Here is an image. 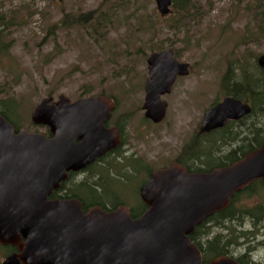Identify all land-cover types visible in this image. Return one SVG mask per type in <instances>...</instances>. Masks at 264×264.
Listing matches in <instances>:
<instances>
[{
	"label": "rangeland",
	"instance_id": "rangeland-1",
	"mask_svg": "<svg viewBox=\"0 0 264 264\" xmlns=\"http://www.w3.org/2000/svg\"><path fill=\"white\" fill-rule=\"evenodd\" d=\"M256 7L249 0H191V13L182 20L173 8L168 17H161L154 0H0L4 17L0 107L1 103L12 106L21 129L48 136V128L31 121L34 107L42 100L58 101L60 96L71 102L99 96L112 99L117 108L109 127H116L114 123L123 116L128 120L118 151L121 158L110 160L114 167L121 166V175L130 174L128 160L137 163L139 173L113 189L123 194L119 201L138 209L139 189L148 180V172L138 164L154 172L178 160L198 133L205 113L227 96L221 86L229 63L237 80L242 70L257 76L254 67L264 55V39L257 36L256 20L264 8ZM85 15L84 24H77ZM169 50L180 63L190 66V75L178 78L172 93L162 98L168 105L166 118L155 125L145 119L143 111L147 59ZM250 124L249 119L230 127L208 137L205 144L212 146L220 137L231 138L243 131L242 138L220 147L219 155L225 156L242 145ZM107 201L113 206L119 202L112 195H107ZM261 204L264 182L253 184L235 203L239 221L225 223L229 234L242 237L238 239L242 246L232 249L233 259L242 258L251 248L253 264H264V246L258 244L264 241V221L254 226L246 215ZM243 233L248 239H243ZM216 234L226 236L228 230L213 228L211 237ZM8 253L0 248V264Z\"/></svg>",
	"mask_w": 264,
	"mask_h": 264
},
{
	"label": "water",
	"instance_id": "water-1",
	"mask_svg": "<svg viewBox=\"0 0 264 264\" xmlns=\"http://www.w3.org/2000/svg\"><path fill=\"white\" fill-rule=\"evenodd\" d=\"M61 2L62 0H51ZM161 17L172 13L173 0H154ZM145 119L158 125L166 118L162 100L178 78L190 75L173 50L147 59ZM264 71V55L257 60ZM115 102L105 96L71 102L42 100L31 114L51 138L16 130L0 115V245L19 254L2 264H203L192 242L197 227L228 209L232 199L257 180H264V145L231 166L211 173L189 174L181 165L151 174L140 189L147 210L131 217L127 207L86 212L78 200L50 201L69 172H79L116 150L117 128H106ZM252 112L250 106L225 98L209 109L200 133L222 129ZM210 264H239L220 257Z\"/></svg>",
	"mask_w": 264,
	"mask_h": 264
},
{
	"label": "trees",
	"instance_id": "trees-1",
	"mask_svg": "<svg viewBox=\"0 0 264 264\" xmlns=\"http://www.w3.org/2000/svg\"><path fill=\"white\" fill-rule=\"evenodd\" d=\"M249 3L257 5L256 8H253L255 10L264 8V0H249ZM190 7L191 0H173L172 8L176 11L179 18H181L182 20H186L189 17L191 13ZM258 13L259 11L257 12V14ZM86 17L87 15L77 19V24L83 25ZM3 21L4 17L0 15V29L3 27ZM256 23V31L258 33L257 36L259 39H264V13H262V15L257 18ZM249 37L250 39H253L254 35L249 33ZM254 68L256 69L257 76H254L252 73L242 70L241 79L237 80L236 72L233 69V64L229 63L226 73L222 78L221 86L227 97L251 104L253 116H255L256 122H252V124L250 125L247 132V138H243L241 140L242 145L237 149L231 150L225 156L219 155L220 147L222 145H228L229 143L237 141L243 131H240L237 134H232L231 138H228L227 136L223 138L220 137L212 146L209 147H202L200 140H197V138L192 139V141L183 148V151L181 152L177 160L182 166L186 167L190 173L192 171L209 172L214 167L230 166L235 162L243 159L248 153L264 145V71L258 67ZM11 109V105L1 103L0 115L3 116L18 131L21 128L20 125L14 121L16 119V115L15 112ZM127 118V116H123L114 123V125L119 129L121 133H123L125 129L126 122L128 120ZM251 136L252 140H250L249 138ZM114 153L119 154L118 151H115ZM203 157L206 158L205 161L202 160ZM130 159L135 160L134 158ZM208 160L214 164V167L209 166ZM128 162L130 161L128 160ZM129 168L131 169V167ZM130 169H128L130 173L129 175H121L117 171H115L116 173H112L109 168L108 171L105 168L102 169L97 173L98 175H96L95 180H93L95 177L91 176L89 180L83 182L79 186L76 197L83 203L84 207L86 208L90 206H98L101 207L104 211H108V206L110 203H108L107 201V195H112L117 200L120 195H123L113 188L115 186L119 187L125 185L126 183H129L131 178H137V176L133 177ZM145 170L148 172L147 178L149 179L148 175L150 176L152 172L146 167ZM145 181L146 180H144L142 183L144 184L148 180L146 182ZM89 183L93 184L92 187H95L93 189L95 196L94 199H92L91 203L87 202V196L85 193L86 190L90 189ZM253 184L255 183L250 184L241 193L237 194L232 199L231 205L228 209L221 213L215 214L213 217L207 219L201 226L196 228L195 233L191 236V240L201 251L203 264H210L214 259L220 257L233 258L230 255L232 253V249L242 246V244L238 243V239L242 238L241 234L239 235V237H234L232 233L229 234L230 229L225 227V223L239 221V217L237 214L240 215V213L236 212V209H234V205L243 193L250 190ZM118 205H125V203L119 201L115 206L112 207H116ZM139 207L138 209L133 208L131 210L133 219L140 217V215L147 209L142 203ZM246 215L251 218L254 226L262 223L264 221V204L258 205L252 210L247 211ZM218 227L220 229L223 228L225 230H228V235L225 236L222 234H216L215 236L211 237V230ZM243 236L245 237L243 239H248L244 233ZM263 245L264 244H262V246ZM0 248L7 250L8 252H12L14 250L11 247H2L1 245ZM251 254V248H248L243 254L242 259L239 258L236 259V261L239 264H253Z\"/></svg>",
	"mask_w": 264,
	"mask_h": 264
},
{
	"label": "flooded vegetation",
	"instance_id": "flooded-vegetation-1",
	"mask_svg": "<svg viewBox=\"0 0 264 264\" xmlns=\"http://www.w3.org/2000/svg\"><path fill=\"white\" fill-rule=\"evenodd\" d=\"M225 98H229V97H225ZM224 98V99H225ZM223 99V100H224ZM222 100V101H223ZM221 101V102H222ZM240 101V100H239ZM221 102H219V103H221ZM243 104H245V105H248V106H250V108L252 109V106H251V104L250 103H248V102H243V101H241ZM218 103H216V104H214L213 105V107L215 106V105H217ZM114 113V112H113ZM112 116H113V114H112ZM112 119V118H111ZM251 120V124H252V122L254 123V122H256V118H255V116H253V110H252V112H251V114L249 115V116H247V117H245V118H243V119H241V120H239V121H230V122H228L227 124H226V126L224 127V128H222V129H218V130H215V131H212V132H209V133H203V134H201L200 133V128H201V126H200V128H199V130H198V133L196 134V136L194 137V138H197V140L199 139L200 140V143H201V145H202V147L203 146H206V141H207V138L208 137H212V136H214L215 134H218V133H222V132H225V131H228L229 129H230V127H233V126H241V125H244L245 123H246V121L247 120ZM111 121V120H110ZM109 121V122H110ZM109 122L106 124V128H108V129H110L111 127H109ZM202 124V123H201ZM250 124V125H251ZM112 128H114V127H112ZM115 128H117V127H115ZM118 129V128H117ZM249 129V128H248ZM119 130V129H118ZM49 131V130H48ZM247 132H248V130H247ZM119 133H120V138H121V144H120V146L116 149V150H114V151H112V152H110L109 154H107V155H105L104 157H102V158H100V159H98L95 163H93L91 166H88L87 168H85L84 170H82V171H79V172H69L68 173V177H67V179L64 181V182H62L61 183V185H60V188L57 190V191H55V192H53V194L50 196V198H49V200L50 201H67V200H78L80 203H81V205H82V209H83V211L84 212H86L87 210H89V209H91V208H94V207H98V206H90V207H84V205H83V203L76 197V193H77V191H78V189H79V186L83 183V182H85V181H87V180H89V178L91 177V176H96V175H98L97 173L98 172H100L101 170H102V167H104L107 171H108V168H109V170H111V172H113V170H115V171H120V169H119V167H121V166H119V167H114L113 166V164H115L114 162H113V160H110V159H112V158H114V157H117L114 161H117L119 158H121L120 156H119V154L118 153H114L115 151L117 152V151H119L120 150V148H121V146H122V144H123V142H122V133L119 131ZM242 136H244V135H241L240 137L242 138ZM48 138H51V135H50V132H49V134H48V136H47ZM239 137V138H240ZM246 138H247V135L245 136ZM250 138V140H252V136L251 137H249ZM207 147V146H206ZM249 154V153H248ZM247 154V155H248ZM205 159L206 158H204L203 157V161H205ZM209 161V160H208ZM126 162H128V161H126ZM130 164H131V169L129 168V166H128V169H130V171H131V173H137V174H135V176H137L139 173L137 172V171H135L137 168L134 166L135 164H137L136 162H134V161H130L129 162ZM174 163H177V164H179V165H181L177 160L174 162ZM173 163V164H174ZM208 163H210V161L208 162ZM139 166H142V169L143 168H145L143 165H141L140 163L138 164ZM172 165V164H171ZM170 165V166H171ZM233 165V164H232ZM169 166V167H170ZM182 166V165H181ZM231 166V165H230ZM168 167V168H169ZM182 167H184V166H182ZM212 167H214V166H212ZM225 167H227V166H225ZM186 170H187V168L186 167H184ZM220 168H224V167H214V168H212L209 172H199V171H192L191 173L188 171V173L189 174H194V173H211L212 171H214V170H216V169H220ZM162 169H165V168H162ZM158 170H161V169H158ZM157 171V170H156ZM155 172V171H154ZM154 172H152V173H154ZM151 173V174H152ZM151 174H150V176H151ZM150 176H149V179H150ZM149 179H148V181H149ZM148 181L146 182V183H148ZM258 182H264V180H257L256 182H253V183H258ZM146 183H144L143 185H145ZM90 184V183H89ZM92 185L93 184H90V189L89 190H86V196H87V202H89V203H91V201H92V199H94V196H95V193H94V188L95 187H92ZM143 185H141V187L143 186ZM141 187H140V189H141ZM140 189H139V203L141 204H143L146 208H147V206L142 202V200H141V198H140ZM122 197V195H120V197H118V201L120 200V198ZM140 204H139V206H140ZM113 205L110 203L109 204V206H108V211H105V212H112V211H114V210H116L117 208H119V207H127L126 205H118V206H116V207H112ZM98 208H101V207H98ZM127 208H129V207H127ZM102 209V208H101ZM130 209V208H129ZM103 210V209H102ZM132 209H130V211H131ZM147 210V209H146ZM104 211V210H103ZM143 214V213H142ZM141 214V215H142ZM140 215V216H141ZM131 217H132V211H131ZM259 224H262V223H259ZM258 244L260 245V246H262V244H264V241L262 240V241H260V242H258ZM264 246V245H263ZM2 247H5V246H2ZM7 247H11V246H7ZM12 249H14L12 252H9L8 253V255L5 257V258H7L8 256H10V255H13V254H19V252H18V249L17 248H13V247H11ZM234 257H236V256H234ZM4 258V259H5ZM237 258H235V260H236ZM240 259H242V258H240ZM3 262V261H2ZM2 264V263H1Z\"/></svg>",
	"mask_w": 264,
	"mask_h": 264
}]
</instances>
